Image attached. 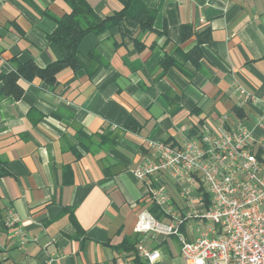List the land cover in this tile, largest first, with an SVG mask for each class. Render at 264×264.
I'll return each instance as SVG.
<instances>
[{"label": "crops", "instance_id": "obj_1", "mask_svg": "<svg viewBox=\"0 0 264 264\" xmlns=\"http://www.w3.org/2000/svg\"><path fill=\"white\" fill-rule=\"evenodd\" d=\"M86 2L100 17H124L81 39L80 60L101 61L91 74L66 66L46 83L8 77L17 64L61 57L47 35L69 6L0 0V264H136L124 242L158 246L134 231L150 205L133 175L154 151L149 140L181 145L222 114L241 119L256 143L264 137V0ZM144 8L155 12L152 30L139 32ZM238 86L252 95L241 106ZM160 240L165 264L179 254Z\"/></svg>", "mask_w": 264, "mask_h": 264}, {"label": "built area", "instance_id": "obj_2", "mask_svg": "<svg viewBox=\"0 0 264 264\" xmlns=\"http://www.w3.org/2000/svg\"><path fill=\"white\" fill-rule=\"evenodd\" d=\"M236 91L239 106L252 99L244 88ZM228 119L222 114L214 125L184 137L181 145L149 140L154 151L133 171L160 213L140 210L134 231L152 243L174 238L185 264H264V137L256 143L241 119ZM17 222L9 210L5 224ZM192 223L198 232L194 237ZM15 231L23 243L25 231ZM132 257L157 264L163 256L159 246L141 238ZM128 258L121 264H131Z\"/></svg>", "mask_w": 264, "mask_h": 264}, {"label": "trees", "instance_id": "obj_3", "mask_svg": "<svg viewBox=\"0 0 264 264\" xmlns=\"http://www.w3.org/2000/svg\"><path fill=\"white\" fill-rule=\"evenodd\" d=\"M69 6L70 10L64 14L58 21L54 30L47 35L48 40L52 41L61 51V57L49 63L45 67H37L35 65H21L17 64L16 69L12 72V76L8 78H15L18 75L25 76L29 79L34 76H38L42 81L46 83H52L55 80V73L62 67H70L73 71H77L81 68L85 69L88 74H91L95 67L101 63L100 60H94L93 63L85 64L78 57L77 49L81 39L89 33L100 35L104 33L111 26L119 25L120 21L124 17L125 9L117 12H113L110 15L100 17L93 8L86 2V0H64ZM155 12L152 9L144 8L135 14L134 19L139 24V32H145L152 30V21ZM185 29V26L183 27ZM96 52L92 50L90 55H94ZM164 67L168 63L163 61ZM234 112L241 116L242 110L234 106ZM126 127H131L130 124H126ZM166 143L171 144L168 141ZM206 202L208 201V195L204 194ZM148 209L160 216L157 206L150 202ZM162 243L160 240L157 245ZM134 241H126L123 243L122 249L128 252L134 251ZM136 264H144L139 258H133Z\"/></svg>", "mask_w": 264, "mask_h": 264}, {"label": "rangeland", "instance_id": "obj_4", "mask_svg": "<svg viewBox=\"0 0 264 264\" xmlns=\"http://www.w3.org/2000/svg\"><path fill=\"white\" fill-rule=\"evenodd\" d=\"M192 226H193V228H192V230L191 231H189V233L190 232H192V237H194L195 235H197V230H196V225L194 224V223H192ZM186 230V226H185V229H184V231ZM172 241L174 242V247H175V249L177 250L178 248H177V243H176V240L174 239V238H172ZM179 254V253H178ZM167 262H165V264H185L184 263V260L181 258V256L180 255H176V256H174V257H167V260H166Z\"/></svg>", "mask_w": 264, "mask_h": 264}]
</instances>
